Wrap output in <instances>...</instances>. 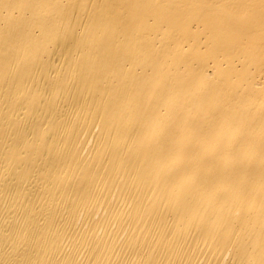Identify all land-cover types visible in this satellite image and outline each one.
Returning a JSON list of instances; mask_svg holds the SVG:
<instances>
[{
  "label": "bare ground",
  "instance_id": "6f19581e",
  "mask_svg": "<svg viewBox=\"0 0 264 264\" xmlns=\"http://www.w3.org/2000/svg\"><path fill=\"white\" fill-rule=\"evenodd\" d=\"M0 264H264V0H0Z\"/></svg>",
  "mask_w": 264,
  "mask_h": 264
}]
</instances>
